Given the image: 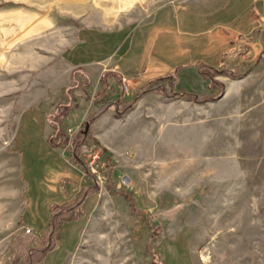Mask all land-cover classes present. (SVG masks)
<instances>
[{"label":"rangeland","instance_id":"1","mask_svg":"<svg viewBox=\"0 0 264 264\" xmlns=\"http://www.w3.org/2000/svg\"><path fill=\"white\" fill-rule=\"evenodd\" d=\"M60 116L89 165L106 160L88 125L119 146V192L50 143ZM85 185L84 218L38 263L27 241ZM159 261L264 264V0H0V264Z\"/></svg>","mask_w":264,"mask_h":264},{"label":"trees","instance_id":"2","mask_svg":"<svg viewBox=\"0 0 264 264\" xmlns=\"http://www.w3.org/2000/svg\"><path fill=\"white\" fill-rule=\"evenodd\" d=\"M206 77H207V79L210 80V84H211L210 90H211V88H213L212 85L214 83V80L208 74L206 75ZM117 78H119V77H117ZM170 78L171 77H165L164 76V77L160 78L159 81H157V82H160L161 84H165V88L167 89V84H168V88L173 85L172 83H167L168 82L167 80H169ZM109 84L110 83H108V88L110 89ZM152 90L153 89H150L148 91H152ZM143 94L144 93L137 94L136 99L142 97ZM187 95H193V94H187ZM118 101L121 102L122 104H130V105L132 104L131 102L126 101L123 96H120ZM114 102H116V101H114ZM59 118H62V117L60 116V117L55 119L56 121H58V124L57 123L53 124L52 117H49V121L51 122V125L55 131V133L51 137L52 140L50 139V141H51L50 143L53 145H62L63 147H65V149L68 148L69 151L72 153L71 164L74 166H77V167H81L86 172H88L93 179H95L96 174L95 175L92 174L91 166L82 157L81 147H82L83 141L78 142L79 138L75 137V138H73V140L71 142H69V136L64 137L65 133H62L61 137L59 136V133L61 132V127L59 126L60 125V119ZM89 132L86 133V136H87V138L90 137V139L92 140L93 145H94L93 146L94 149L92 150L91 153L93 155L97 149H101L103 151V157L106 160V167L108 168V184H109L108 188L110 189L111 192L117 193L119 191H117V189H116L117 185H116L114 175H113L114 173L112 170L113 163L108 157V150L101 144V142L97 138L93 137L91 135V133H89ZM61 138H66V139L64 141H62ZM103 162H104L103 160H97L95 163L98 166L99 171H102L101 165ZM75 185L77 186V182L75 183ZM89 187H90L89 185H85L83 187L82 193L81 192L78 193V195H77L78 198H77V201L75 203L72 201H68V202H64V203H60V204H55L52 207L51 213H52V217H53L52 220L53 221L51 222V224L48 227V230H47L48 235L45 239H40L37 236H33L32 238L29 239V241H27V244L30 242V243H34L37 246H43L41 249H39L37 251L40 255V259H39L38 263H41L42 261H44L52 252H54L57 249V246H58V244L61 240V237H62L61 229L64 225L69 224V223L79 222L84 218V216L86 214L85 209H84V201L90 195V193L88 192ZM96 189L98 190V187ZM94 192H96V190H94ZM124 195L131 202L132 207H133L132 208L133 213L137 217L143 218V216H141L139 213L138 207L135 206L133 198L130 195H128L127 193L126 194L124 193ZM64 216H66V217H64ZM56 231L58 232V235H55ZM45 243H47L46 249L44 247ZM17 252H20V250H17ZM11 264H14V263L12 262ZM157 264H163V263H161V261H159Z\"/></svg>","mask_w":264,"mask_h":264},{"label":"crops","instance_id":"3","mask_svg":"<svg viewBox=\"0 0 264 264\" xmlns=\"http://www.w3.org/2000/svg\"><path fill=\"white\" fill-rule=\"evenodd\" d=\"M159 16V15H158ZM157 16V18H156V20H158V21H160V22H163V20L162 19H159V17ZM199 74H200V71H199ZM148 96H151V95H147L145 98H143V101H145L146 99H147V97ZM129 128V130L130 131H128V132H126L125 133V138L126 137H128V138H131V137H134L133 136V133L132 132H134V131H136V135H138V139L140 138V135H141V131H140V129L138 128H136L135 127V130H133V128H132V125L130 126V127H128ZM121 130H123L124 131V129L122 128ZM119 131H120V128L116 125V127L114 128V135L116 136V140H118V141H120L121 142V145H122V141H121V139H120V136H119ZM131 132V133H130ZM97 138V137H96ZM105 138V137H104ZM103 138V139H104ZM100 142H101V144L105 147V148H114V150H117V147L119 148V146H115V144L114 143H112V142H107L106 144H107V146H105L103 143H102V141L100 140V139H98ZM125 141V140H124ZM140 145V142L137 144V146H136V148L138 147ZM123 146H128V144H123ZM117 152V151H116ZM48 223H49V221L46 223L47 225H48ZM46 224H44V227L46 226ZM50 225V224H49ZM59 243H61V241L59 242Z\"/></svg>","mask_w":264,"mask_h":264},{"label":"built area","instance_id":"4","mask_svg":"<svg viewBox=\"0 0 264 264\" xmlns=\"http://www.w3.org/2000/svg\"><path fill=\"white\" fill-rule=\"evenodd\" d=\"M97 160H103V159H101L100 157H96L94 159L92 165H90L92 167V171L95 174H97L99 172L98 166L95 164ZM105 167H106V162L104 161L102 163V165H101L102 171H100V172L105 173ZM130 185H131V178L128 175H122L120 177V181H119L118 187L119 188H125V187H129ZM27 232L28 233H31L32 232V229L31 228H28L27 229Z\"/></svg>","mask_w":264,"mask_h":264},{"label":"bare ground","instance_id":"5","mask_svg":"<svg viewBox=\"0 0 264 264\" xmlns=\"http://www.w3.org/2000/svg\"><path fill=\"white\" fill-rule=\"evenodd\" d=\"M23 21H25V22H27L28 21V18H25L24 20H22V23H23ZM11 22V21H10ZM24 22V23H25ZM23 26V25H22Z\"/></svg>","mask_w":264,"mask_h":264},{"label":"water","instance_id":"6","mask_svg":"<svg viewBox=\"0 0 264 264\" xmlns=\"http://www.w3.org/2000/svg\"><path fill=\"white\" fill-rule=\"evenodd\" d=\"M89 128H90V127H89V125H88V127H87V129H86V132H88V131H89Z\"/></svg>","mask_w":264,"mask_h":264}]
</instances>
